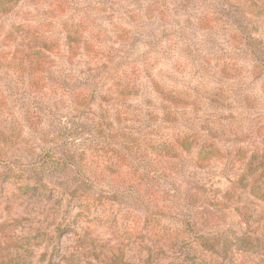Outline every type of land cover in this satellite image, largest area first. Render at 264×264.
I'll return each mask as SVG.
<instances>
[{
  "label": "rangeland",
  "instance_id": "1",
  "mask_svg": "<svg viewBox=\"0 0 264 264\" xmlns=\"http://www.w3.org/2000/svg\"><path fill=\"white\" fill-rule=\"evenodd\" d=\"M52 1L20 0L0 15L1 55L43 51L45 34L61 47ZM101 1L107 7L95 15L94 0H65L61 13L95 17L94 26L117 47L118 64L139 84L138 95L121 102L97 87L82 104L71 102L83 66L61 61L55 46L41 88L0 75V125L21 127L9 162H0V264L17 251L41 258L39 264L50 255L56 264H264V201L237 186L225 162L194 168L183 158L127 153L101 141L93 127L98 113L115 108L134 133L171 139L194 120L223 143L264 144V58L253 68L229 25L197 27V16L217 0H167L160 7L154 0H112L111 10L110 0ZM120 21L131 30L123 44L115 41ZM151 77L193 91L196 103L176 124L161 121ZM58 157L80 171L55 168ZM34 161L29 186L7 176L8 168ZM106 161L116 171L98 175L82 166ZM46 235L53 239L45 246Z\"/></svg>",
  "mask_w": 264,
  "mask_h": 264
},
{
  "label": "trees",
  "instance_id": "2",
  "mask_svg": "<svg viewBox=\"0 0 264 264\" xmlns=\"http://www.w3.org/2000/svg\"><path fill=\"white\" fill-rule=\"evenodd\" d=\"M20 0H0V15L10 13L16 7ZM109 9L115 5L110 0ZM155 6L166 5L167 0H154ZM58 6L60 30L63 34V43L61 47L55 46V41L50 34H45L42 38L45 48L42 51L39 47H30L23 52L22 57L0 54V75L9 73L17 75L21 83L35 91L44 86L43 75L47 74L46 58L49 57L51 49L55 46L61 57V61L83 66V79L75 87L71 102L82 104L88 98L93 96V91L99 88V91L105 96V93L114 96V100L125 102L127 99L137 96L139 84L135 82V77L131 78L127 70L121 68L116 57V50L112 43H108L104 38L103 30L95 27V17L90 16V12L81 11L80 14L70 12L63 15L62 9L65 7V0H53ZM101 0H94L91 8L93 15L107 7ZM111 10V9H110ZM73 14V15H72ZM196 25L199 28L211 30L217 26L229 25L232 33L239 37L240 43L245 51L251 56L253 68L261 65L264 58V0H217L216 5L203 11L197 16ZM26 25L20 24L24 29ZM120 39L115 41L124 43L130 38V29L118 22ZM116 35V37H117ZM114 42V41H113ZM120 50V49H118ZM46 71V72H45ZM134 74V71H133ZM137 75V74H134ZM149 87L153 94L158 97V108L161 111L160 119L164 123L176 124L186 110L191 108L196 101L191 97L193 91L177 85V83H165L151 77ZM105 92V93H104ZM195 98V96H194ZM117 110L110 113H98L99 118L93 124L95 136L107 144L118 145L127 153H138L140 155H151L155 157H164L168 159H187L188 163L194 168H205L213 161H223L224 166H229L234 174V183L247 189L254 197L264 201V144L251 145L245 138L234 140L230 143H223L208 132H204L200 126H196L194 120L190 121L184 131H179L171 139L153 137L134 133L129 130L125 122V117L119 115ZM184 117V116H183ZM10 130L8 127L0 125V162L7 164L9 159V149L12 148L18 140L21 127ZM220 142V143H219ZM83 156V154L81 153ZM84 157V156H83ZM38 161L30 164L20 165L17 170L8 168V177L13 183L21 182L23 186H29L32 174H37L35 165ZM116 163L101 162L98 165L82 163L85 171L97 173L116 171ZM53 166L56 168L73 167L71 162L65 159L56 158ZM77 172L78 167H73ZM10 170V171H9ZM22 174H25L21 176ZM82 180L89 177L81 173ZM35 180L41 183L40 175H35ZM16 181V182H15ZM44 185V183H41ZM63 229H55L57 237ZM53 239L46 235L43 240L45 246ZM30 253L32 252L29 251ZM41 258L35 261L27 257L26 253L20 251L14 252L7 258V264H39ZM30 260V261H29ZM44 264H56L52 255H50Z\"/></svg>",
  "mask_w": 264,
  "mask_h": 264
}]
</instances>
